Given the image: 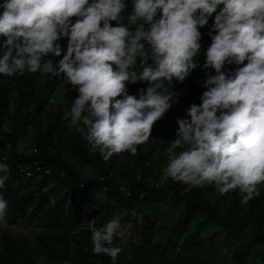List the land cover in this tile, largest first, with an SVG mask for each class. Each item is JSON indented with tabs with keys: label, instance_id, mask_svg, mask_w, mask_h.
<instances>
[{
	"label": "clouds",
	"instance_id": "clouds-1",
	"mask_svg": "<svg viewBox=\"0 0 264 264\" xmlns=\"http://www.w3.org/2000/svg\"><path fill=\"white\" fill-rule=\"evenodd\" d=\"M220 5L203 64L216 75L206 76L201 104L187 110L190 119L177 120L163 178L200 188L214 184L221 195L239 189L247 204L264 183V0H132L123 18L125 0H4L0 74L63 76L78 87L68 115L71 126L82 125L77 131L90 150L105 161L126 151L136 155L137 145L178 103L173 78L183 83L199 66L200 29ZM73 17L79 19L73 23ZM62 36L67 53L53 67L46 58L61 56L56 42ZM232 63L244 66L228 75L223 69ZM141 81L150 86L139 98L129 95L126 85ZM9 171L0 162V188ZM7 208L0 195V223ZM119 229L118 220L94 228L93 253L116 261L123 251L114 246Z\"/></svg>",
	"mask_w": 264,
	"mask_h": 264
},
{
	"label": "trees",
	"instance_id": "trees-1",
	"mask_svg": "<svg viewBox=\"0 0 264 264\" xmlns=\"http://www.w3.org/2000/svg\"><path fill=\"white\" fill-rule=\"evenodd\" d=\"M125 3L122 18L131 13L132 0ZM215 15L200 29L202 47L197 59L203 63L212 43L209 32ZM71 19L74 23L79 18ZM5 40L0 36V52ZM56 43L61 56L46 58L53 67L67 53L68 37ZM237 67L226 64L223 71L232 75ZM206 72L216 75L212 68ZM61 82L63 76L40 71L25 70L23 76L11 77L0 74V162L10 169L0 188L8 202L6 219L41 228L33 244L22 235L0 232V264H38L40 259L46 264H214L216 254L229 255L232 264H264V183L258 185L259 196L245 204L239 189L221 195L214 184L195 187L164 179L160 171L154 181L149 180L155 156L167 151L176 138L177 120L190 119L189 107L201 104L206 89L197 68L183 83L173 78L171 90L178 103L155 123L149 140L137 145L136 155L126 151L107 161L99 151L90 150L77 131L82 125L71 126L68 114L79 95L78 87L67 84L70 95H60ZM149 86L141 81L126 88L129 95L139 98V90ZM31 129L32 152L25 155L20 141ZM182 150L177 149V154ZM162 204L179 207L172 224L164 228L158 213ZM123 210L120 224L131 223L139 241L114 237V246L123 249L116 261L106 254H94L93 229ZM92 217L95 223L90 225Z\"/></svg>",
	"mask_w": 264,
	"mask_h": 264
},
{
	"label": "rangeland",
	"instance_id": "rangeland-1",
	"mask_svg": "<svg viewBox=\"0 0 264 264\" xmlns=\"http://www.w3.org/2000/svg\"><path fill=\"white\" fill-rule=\"evenodd\" d=\"M215 15V14H213ZM199 66L197 67V72L199 76V80L201 83L204 85V82L206 80L207 72L203 68V62L198 61ZM247 63V61H245ZM244 65H240V67H243ZM58 94H63L65 96L70 95V91L68 89V86L66 83L61 82V89L57 91ZM60 99V96L58 97V100ZM6 126V125H5ZM33 134V130H29L28 132L25 133V135L21 138L20 141V151L28 155L30 152H32V144H31V137ZM168 163L167 159V151L160 152L157 154L154 158L153 161V170H152V176L150 177V181H154L155 175L159 173V171L162 173L164 167H166ZM165 204V203H164ZM163 207H166L163 209ZM179 207L177 208H170L169 205H161L159 207V221L160 225H164L162 228L169 226L172 224L177 212H178ZM125 216V211H121L118 215L114 216L111 221L113 220H118L120 223V219ZM134 218V213L131 214L130 220ZM94 218L92 217L89 222H93ZM93 223H90L92 225ZM131 223L127 225H122L120 224V229H119V236L122 237L123 240H134V241H139V238L134 234V232L131 229ZM41 231V228H39L36 224H27L25 222H17L16 224L10 223L6 219V223H0V232H5L10 234L11 236H17V235H22L28 239L32 244L34 243L35 236ZM161 235H163L165 232L164 231H159ZM212 260L214 264H232L230 256H222V255H213ZM38 264H46L42 259L38 261ZM55 264H66V263H55Z\"/></svg>",
	"mask_w": 264,
	"mask_h": 264
},
{
	"label": "built area",
	"instance_id": "built-area-1",
	"mask_svg": "<svg viewBox=\"0 0 264 264\" xmlns=\"http://www.w3.org/2000/svg\"><path fill=\"white\" fill-rule=\"evenodd\" d=\"M28 175H29V173H28ZM121 190H123V188H121Z\"/></svg>",
	"mask_w": 264,
	"mask_h": 264
}]
</instances>
